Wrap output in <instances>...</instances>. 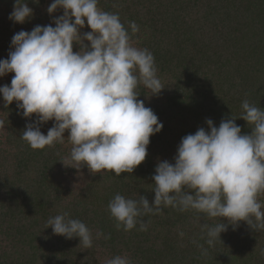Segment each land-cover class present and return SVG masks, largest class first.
Listing matches in <instances>:
<instances>
[{"label": "trees", "instance_id": "trees-1", "mask_svg": "<svg viewBox=\"0 0 264 264\" xmlns=\"http://www.w3.org/2000/svg\"><path fill=\"white\" fill-rule=\"evenodd\" d=\"M25 2L34 15L19 24L9 19L14 0H0V59L14 50L15 33L36 25L55 27L53 19L63 15L62 8L47 12L53 0ZM97 7L118 14L133 46L153 54L164 88L152 94L139 84L137 99L163 128L150 136L148 154L132 173H91L87 165L67 166L73 147L67 130L63 143L31 148L21 135L36 114L24 117L16 101L5 107L0 95L5 121L0 129V264H107L117 255L131 264H264V230L255 231L245 221L235 230L229 225L209 246L201 225L214 226L220 218L162 205L158 214L141 217L146 231L139 223L125 231L117 229L108 209L117 194L142 195L151 204L158 162L174 163L181 139L200 127L208 130L207 119L219 127L233 116L241 134H251L252 125L239 117L245 100L264 110V0H98ZM133 22L139 29L135 33ZM90 31L85 21L80 32ZM73 51L79 45L74 43ZM14 75L0 77V86H10ZM54 123L43 124L41 131L46 135ZM258 201L264 206V193ZM63 212L90 228L91 248L78 237L68 239L46 228L50 217ZM97 232L103 235L96 238Z\"/></svg>", "mask_w": 264, "mask_h": 264}, {"label": "clouds", "instance_id": "clouds-1", "mask_svg": "<svg viewBox=\"0 0 264 264\" xmlns=\"http://www.w3.org/2000/svg\"><path fill=\"white\" fill-rule=\"evenodd\" d=\"M97 5L98 0H53L47 8L50 15L58 8L64 10L53 19L55 27L36 25L30 32L15 33L14 50L7 59H0V77L15 75L10 86H0V95L5 107L16 101L24 117L36 114L37 119L21 135L31 148L63 143L67 130L73 145L67 166L80 169L87 165L91 173L111 171L120 176L132 173L145 160L150 136L163 128L153 110L137 99L136 89L143 84L158 94L164 86L153 54L133 46L119 15ZM33 15L25 0H14L9 19L23 24ZM85 21L91 31L82 35ZM131 28L133 33L139 30L135 22ZM74 43L79 45L77 52ZM242 108L244 114L239 118L252 125L251 134L242 135L233 116L222 119L219 127L207 119L208 130L200 127L181 139L174 163L158 162L151 204L142 195H115L108 209L117 229L123 226L129 231L139 223L140 230L146 231L147 223L141 217L158 214L163 205L220 218L214 226L201 225L209 246L221 240L229 225L235 230L240 221L255 231L264 230V206L258 201L264 193V110L247 100ZM50 120L55 123L45 135L41 126ZM4 127L0 119V129ZM47 225L54 234L78 237L85 248L93 245L90 228L68 212L50 217ZM102 235L97 232L96 238ZM107 264L131 262L117 255Z\"/></svg>", "mask_w": 264, "mask_h": 264}]
</instances>
